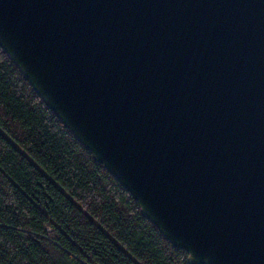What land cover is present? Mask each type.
<instances>
[{"label":"water","instance_id":"obj_1","mask_svg":"<svg viewBox=\"0 0 264 264\" xmlns=\"http://www.w3.org/2000/svg\"><path fill=\"white\" fill-rule=\"evenodd\" d=\"M0 47L192 264H264V0H0Z\"/></svg>","mask_w":264,"mask_h":264},{"label":"trees","instance_id":"obj_2","mask_svg":"<svg viewBox=\"0 0 264 264\" xmlns=\"http://www.w3.org/2000/svg\"><path fill=\"white\" fill-rule=\"evenodd\" d=\"M0 264H192L2 47Z\"/></svg>","mask_w":264,"mask_h":264}]
</instances>
